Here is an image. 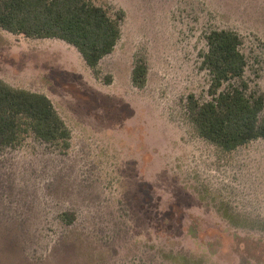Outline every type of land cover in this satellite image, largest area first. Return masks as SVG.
<instances>
[{
	"label": "rangeland",
	"instance_id": "obj_1",
	"mask_svg": "<svg viewBox=\"0 0 264 264\" xmlns=\"http://www.w3.org/2000/svg\"><path fill=\"white\" fill-rule=\"evenodd\" d=\"M91 1L121 29L97 71L63 40L0 27V79L48 96L70 130L0 149V264H264V139L225 151L187 109L212 98L214 30L247 61L223 89L264 98V0Z\"/></svg>",
	"mask_w": 264,
	"mask_h": 264
},
{
	"label": "trees",
	"instance_id": "obj_2",
	"mask_svg": "<svg viewBox=\"0 0 264 264\" xmlns=\"http://www.w3.org/2000/svg\"><path fill=\"white\" fill-rule=\"evenodd\" d=\"M0 27L31 38H56L74 46L86 64L97 71L120 37L119 21L91 0H0ZM204 66L210 71L211 100L189 95L187 109L199 134L225 151L264 139L262 96L224 85L244 76L247 61L241 37L233 31L214 30L207 36ZM147 67L138 64L133 82L145 83ZM246 86V85H245ZM32 133L46 143H68L70 130L44 94L15 88L0 79V149L15 147Z\"/></svg>",
	"mask_w": 264,
	"mask_h": 264
}]
</instances>
